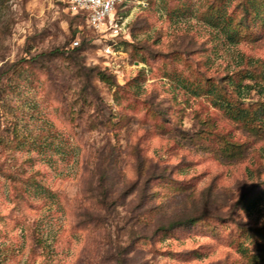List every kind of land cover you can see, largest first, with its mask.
<instances>
[{
	"label": "rangeland",
	"instance_id": "rangeland-1",
	"mask_svg": "<svg viewBox=\"0 0 264 264\" xmlns=\"http://www.w3.org/2000/svg\"><path fill=\"white\" fill-rule=\"evenodd\" d=\"M117 14L0 0V264H264V0Z\"/></svg>",
	"mask_w": 264,
	"mask_h": 264
},
{
	"label": "built area",
	"instance_id": "built-area-1",
	"mask_svg": "<svg viewBox=\"0 0 264 264\" xmlns=\"http://www.w3.org/2000/svg\"><path fill=\"white\" fill-rule=\"evenodd\" d=\"M129 1L141 3V0H65V3L73 15L84 17L88 28L102 36L114 37L119 35L125 26L122 16L117 14L118 8Z\"/></svg>",
	"mask_w": 264,
	"mask_h": 264
},
{
	"label": "trees",
	"instance_id": "trees-1",
	"mask_svg": "<svg viewBox=\"0 0 264 264\" xmlns=\"http://www.w3.org/2000/svg\"><path fill=\"white\" fill-rule=\"evenodd\" d=\"M75 16H80V15H75ZM81 18H83L84 20V17L80 16ZM100 74V79L102 80H105L107 79L109 76H112V75H106L105 72H99ZM108 76V77H107ZM242 200V197L238 198L237 201H236V204H238L239 202H241ZM198 218H200L199 216L197 217H194V216H191V217H188L186 219H183V220H174V221H171L169 222L168 224L166 225H158L155 230H163V231H166V230H169V229H172V228H176V227H179V226H184V225H191L193 224ZM264 224V223H263ZM239 228H247L246 226L244 225H240Z\"/></svg>",
	"mask_w": 264,
	"mask_h": 264
}]
</instances>
